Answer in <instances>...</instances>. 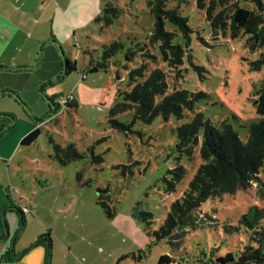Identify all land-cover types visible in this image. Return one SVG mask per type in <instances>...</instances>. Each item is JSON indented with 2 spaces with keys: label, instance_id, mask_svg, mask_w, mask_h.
I'll use <instances>...</instances> for the list:
<instances>
[{
  "label": "rangeland",
  "instance_id": "1",
  "mask_svg": "<svg viewBox=\"0 0 264 264\" xmlns=\"http://www.w3.org/2000/svg\"><path fill=\"white\" fill-rule=\"evenodd\" d=\"M156 1L0 0V216L4 224V211L14 206L10 215L17 217L16 249L29 240L27 260L47 251L48 240H41L49 237L52 248L44 264H118L126 254L130 257L120 264H161L164 254L173 259L170 264H219L202 251L220 256L243 249L251 239L240 218L249 208H264V177L236 194L204 202L198 212L200 226L177 245L154 243L145 223L133 215L136 207L151 211L153 228L158 229L172 202L188 189L202 159L199 148L191 157L179 150L176 128L196 111L215 124L229 121L244 141L250 124L263 118L256 100L264 84V49L256 40L264 36V14L262 21L235 37L230 29L214 30L207 7L197 0H162L167 8L188 16L195 30L183 75L168 73L169 92L188 89L209 97L181 120L158 116L151 123L134 121L131 108L112 113L124 102L121 92L131 88L130 69L146 62L150 69L168 71L159 46L151 42ZM236 3L247 6L227 0L217 12L230 13ZM108 4L121 10L110 25L97 22ZM115 40L122 41L124 49L111 59L109 69L90 72V58L101 57L103 46ZM138 45L157 59L140 52L129 61L127 50ZM66 57L78 61V70L70 75L64 70ZM83 72L88 74L85 79ZM71 93L77 106L67 107L61 96ZM36 126L41 128L38 140L21 144ZM55 144H74L85 157L62 165L54 156ZM179 162L187 173L168 191L166 179H172L170 170ZM79 171L83 181L90 180L88 185L77 181ZM102 196L115 216L100 204ZM31 200L35 205L30 204L32 212L23 224L16 208ZM3 224L0 221V232Z\"/></svg>",
  "mask_w": 264,
  "mask_h": 264
},
{
  "label": "trees",
  "instance_id": "2",
  "mask_svg": "<svg viewBox=\"0 0 264 264\" xmlns=\"http://www.w3.org/2000/svg\"><path fill=\"white\" fill-rule=\"evenodd\" d=\"M197 0L200 7L206 8L207 19L211 21L210 26L214 30L223 29L233 36H238L242 29H249L258 21H262L264 14V0H240L247 4L241 6L239 3L230 6L233 8L230 13L225 10L217 12L219 6H223L227 0ZM153 3V13L155 15L154 29L151 34V42L159 46L161 55L167 64L168 71L156 67L150 69L146 62L129 70L128 79L131 88L121 92L124 102L120 103L113 111V114L134 109V121L141 120L151 123L156 117L163 116L169 120L175 116L178 120L185 117L187 110L194 111L197 103L205 97H209L206 92H192L188 89H176L169 92L168 73L174 72L175 77L183 75V65L192 42V34L195 31L190 25V18L181 13L176 8H167L162 0ZM121 15V10L112 4L106 5L103 14L97 18V22H104L106 25L113 24ZM167 23L171 26H167ZM258 41L259 48L264 49V36ZM129 48L126 58L134 60L141 54L147 59H157V56L150 52H145L144 47ZM124 49L122 41L115 40L105 44L101 57L90 58L89 71L108 70L111 59ZM264 61V51L262 53ZM197 67V66H196ZM65 74L70 75L78 70V61L66 57ZM82 79L87 77V72H83ZM59 106V104H55ZM66 106H77L76 101L68 103ZM256 111L263 116L259 121L252 122L249 127V137L244 141L234 126L227 120L218 124L212 122L203 111H196L193 118L176 128L178 148L189 157L193 156L195 150L199 148L202 163L199 165L195 175L190 181L188 189L183 196L172 202L166 218L158 229L153 228L154 215L151 211L135 208L134 217L145 223L148 234L154 243L168 241L172 245L180 244L190 229L200 226L199 210L204 202L211 198L223 197L226 194H236L240 190L250 187L251 184L264 177V84L259 91L256 100ZM115 124L127 126L117 122ZM3 131H0V135ZM41 135V128L36 126L25 137L21 144L32 145ZM55 158L62 165H68L73 161L83 159L85 154L80 152L76 145L69 144L61 146L55 144ZM128 166L124 165V171ZM172 179L168 182V191H174L178 183L187 173V168L179 162L176 167L170 170ZM77 181L88 185L89 181H83L82 171L77 173ZM101 197L100 204L110 217L115 216V210ZM21 215L22 223L26 222V215L16 208ZM240 222L251 230L250 239L243 249L228 250L226 254L216 256L211 250L210 254L202 251V255H209L210 261L219 264H253L264 263V208H249L242 214ZM217 225V224H216ZM5 226V225H4ZM44 238V237H41ZM39 238L35 244L40 242ZM47 248V259L52 246V239L49 238ZM216 250L217 248H213ZM6 252L1 259L7 258ZM130 254L123 255L119 260L127 259ZM213 257L215 259L213 260ZM202 259L201 256H199ZM46 259V260H47ZM173 261L169 254L160 257L161 264H170ZM205 262V260H200Z\"/></svg>",
  "mask_w": 264,
  "mask_h": 264
},
{
  "label": "crops",
  "instance_id": "3",
  "mask_svg": "<svg viewBox=\"0 0 264 264\" xmlns=\"http://www.w3.org/2000/svg\"><path fill=\"white\" fill-rule=\"evenodd\" d=\"M75 101V100H74ZM73 103V102H72ZM33 201V200H31ZM29 201V202H31ZM34 202V201H33ZM25 204V203H24ZM21 204H19L20 206ZM35 205V203H34ZM14 206H12V208H10L9 210L6 209L4 211V218L5 221L7 222V226L9 229V236H6L5 234V226L3 224V219L0 216V221L3 224L2 227V231L0 232V257L3 256L6 252L8 253L7 255H9L6 259V261H4V259L0 258V264H44L45 262V256L47 259V251H41V253L39 254V256L37 258H32L33 256H31V258L29 260H27L28 255L30 254V250H27L26 247L27 244H29V240L25 243H23L22 247H20V251H17V244H18V238L14 236V229H13V223L14 220L17 218L15 215L11 216L10 212H14L15 208H13ZM27 219V216H26ZM26 223V222H25ZM30 240H34V239H30ZM14 248V249H13Z\"/></svg>",
  "mask_w": 264,
  "mask_h": 264
},
{
  "label": "built area",
  "instance_id": "4",
  "mask_svg": "<svg viewBox=\"0 0 264 264\" xmlns=\"http://www.w3.org/2000/svg\"><path fill=\"white\" fill-rule=\"evenodd\" d=\"M61 98L63 99V102L65 104L72 103L75 100V97L72 93L67 95V96H61ZM30 204L34 205V202L31 201V202H28L26 204H21L19 206V208L23 212V214L27 215V214L32 212V208L30 207Z\"/></svg>",
  "mask_w": 264,
  "mask_h": 264
},
{
  "label": "water",
  "instance_id": "5",
  "mask_svg": "<svg viewBox=\"0 0 264 264\" xmlns=\"http://www.w3.org/2000/svg\"><path fill=\"white\" fill-rule=\"evenodd\" d=\"M4 225H5V233H6L5 235L6 236H9V229H8V226H7V222L6 221H5ZM43 240H48V242H49V239L48 238H44L41 241H43Z\"/></svg>",
  "mask_w": 264,
  "mask_h": 264
}]
</instances>
